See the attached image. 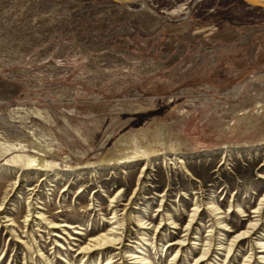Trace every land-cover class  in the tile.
<instances>
[{
	"label": "rangeland",
	"instance_id": "obj_1",
	"mask_svg": "<svg viewBox=\"0 0 264 264\" xmlns=\"http://www.w3.org/2000/svg\"><path fill=\"white\" fill-rule=\"evenodd\" d=\"M144 3L0 0V264H118L119 245L80 249L124 216L129 258L194 264L215 229L198 264H261L264 217L227 259L215 248L264 198V9Z\"/></svg>",
	"mask_w": 264,
	"mask_h": 264
},
{
	"label": "bare ground",
	"instance_id": "obj_2",
	"mask_svg": "<svg viewBox=\"0 0 264 264\" xmlns=\"http://www.w3.org/2000/svg\"><path fill=\"white\" fill-rule=\"evenodd\" d=\"M129 2H140L141 4H143L144 0H131ZM18 157L19 156L15 157L13 159V161H17ZM179 162H182V160H179ZM31 163L33 164V163H35V161L33 160V162H30V165H31ZM25 164H29V163H25ZM146 165L144 166L142 173L140 174L139 178L137 179L136 186H135L134 192H133L134 196H138V194H140L144 188L145 179H146V176L148 175L147 172L145 171ZM261 200H262V202H260L259 206L256 207V209L253 211V213H256L255 216L257 217V219L254 222L251 221V223L249 225V228H251V229L245 230L241 233H237L236 235H234L233 242H230L227 246H223L224 245L223 239L220 241V244L219 243L217 244V245H219V247H217L215 249L226 251V255H225L226 259L234 251L235 247L238 245V242L241 239H244L246 237H252V235L255 233V231L256 232L258 231L259 226L261 225L260 224L261 217H264V198ZM214 204L215 203H211L210 208L213 211V213L215 214V216H218L220 214V211H219L218 207L215 206ZM3 206H4V202L0 204V218H1V213H3V210H4ZM199 210H200V205H197L193 208V212L190 215L189 222L186 225V227H187L186 228V231H187L186 237H184L183 240H181L179 242H175V243H179L182 246H184L185 245L184 243L188 241V235L191 234L192 228L196 222V219L198 218ZM37 213L40 215V216H38V217H40L39 218L40 223H43L44 221L48 222V218L44 217V214H42L40 212H37ZM112 218H117V212L115 210L113 211ZM124 218H123V221H117V219L115 221H112L111 227L108 230H106L105 232H103V233H101L95 237H91L90 240L80 249V251H81L80 253H83L84 258H85V256H87L90 253H93L95 251L103 252L104 249H109L111 247H115V245H119L117 249H120L119 255H121L122 262H120L118 264H127L129 262V259H134V261L131 262V264L132 263L133 264H153L144 255H135L133 253L132 256L129 258L130 255H127L126 252H124V249H123L124 245L123 244H124V240L128 236V231H129L128 227L125 225L126 223L124 222L125 220L128 219V217L126 218L124 216ZM222 219H223V216H219L217 218V221H216L217 226L216 227H219V228H222L223 230L224 229L226 230L228 227V224L224 223V220H222ZM139 221L142 223V225L145 228L150 229L149 226L152 223L151 221L150 222L144 221V219H139ZM45 224H46V222H45ZM47 224L50 225V226L47 225L49 228H53L52 232L55 231L54 229L63 228L62 230H65L66 228L71 229V228L75 227V226L73 227V226L69 225L68 223H59V222L57 223V222H52V221H49ZM211 228H214V225ZM214 230L215 229H212L211 230L212 233L207 236L208 240L206 239V241L204 243L205 247L202 249V254L199 258H197L195 260L194 264H198L199 262L207 260L206 257L209 255V253L212 250H214L213 249L214 243H216L214 240ZM76 233H79V232H76ZM53 235H57V233H54ZM256 239H257V241H253L252 243H253V246H256V248H262V250L260 252L263 255H261L260 258H261V264H264V234H261ZM145 240H147V239H145ZM193 243H194V245L198 244L197 242H193ZM195 246H197V245H195ZM136 251H139V250H136ZM136 251H135V253H136ZM215 252H216V254L218 253L217 251H215ZM180 253H181V249H178L177 252L175 253V255L173 256V258H171L172 260L169 263L175 264L178 261ZM100 254L101 253H99V255ZM251 256L250 255L246 256L244 259V262L242 264H251V262H252ZM214 258L217 260L216 256ZM112 260L113 259H111V257L108 258L105 264H114L115 262Z\"/></svg>",
	"mask_w": 264,
	"mask_h": 264
},
{
	"label": "water",
	"instance_id": "obj_3",
	"mask_svg": "<svg viewBox=\"0 0 264 264\" xmlns=\"http://www.w3.org/2000/svg\"><path fill=\"white\" fill-rule=\"evenodd\" d=\"M114 1L123 3V2H129L131 0H114ZM233 1L239 3L242 6H245L246 8L264 9V0H233ZM142 5L146 8V5L144 3ZM156 15L160 16L159 14ZM163 17L168 18L165 16Z\"/></svg>",
	"mask_w": 264,
	"mask_h": 264
}]
</instances>
